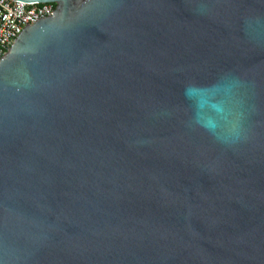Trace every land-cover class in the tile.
Segmentation results:
<instances>
[{"label":"water","instance_id":"95a60500","mask_svg":"<svg viewBox=\"0 0 264 264\" xmlns=\"http://www.w3.org/2000/svg\"><path fill=\"white\" fill-rule=\"evenodd\" d=\"M0 57V264H264V0H35Z\"/></svg>","mask_w":264,"mask_h":264},{"label":"built area","instance_id":"2783aa9c","mask_svg":"<svg viewBox=\"0 0 264 264\" xmlns=\"http://www.w3.org/2000/svg\"><path fill=\"white\" fill-rule=\"evenodd\" d=\"M54 10V4L35 0H0V57L24 27L51 17Z\"/></svg>","mask_w":264,"mask_h":264}]
</instances>
